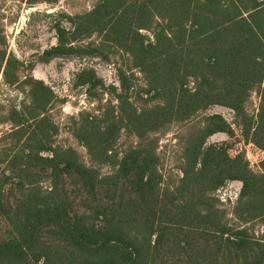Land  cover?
Instances as JSON below:
<instances>
[{
  "label": "trees",
  "instance_id": "16d2710c",
  "mask_svg": "<svg viewBox=\"0 0 264 264\" xmlns=\"http://www.w3.org/2000/svg\"><path fill=\"white\" fill-rule=\"evenodd\" d=\"M59 15L70 25L55 22L57 42L40 61L120 52L127 64L117 68L119 86L93 67L75 73L94 103L69 125L88 164L57 142L53 112L65 99L33 75V62L0 50L3 83L22 92L0 118L9 126L0 136V264H264V158L254 170L243 151L205 145L235 133L222 114L207 113L183 142L179 181L166 184L157 135L221 105L264 150V0H96ZM123 134L132 142L120 152ZM229 180L242 182L231 217L216 196Z\"/></svg>",
  "mask_w": 264,
  "mask_h": 264
},
{
  "label": "rangeland",
  "instance_id": "374dc122",
  "mask_svg": "<svg viewBox=\"0 0 264 264\" xmlns=\"http://www.w3.org/2000/svg\"><path fill=\"white\" fill-rule=\"evenodd\" d=\"M96 0H58L56 3L40 2L30 6L27 0H0V50L6 49L8 54L13 53L23 61L24 66L30 62L35 64L32 73L35 77L43 79L53 87L59 98L65 99L61 107L53 112L55 119L61 126L57 137L58 144L73 146L81 158L90 164V156L87 148L82 145L69 129L70 117L80 110H92L94 103L86 93V87L76 86L74 76L84 66L95 68L103 77L106 84L119 86L118 66L127 64V57L123 53H115L111 60H105L94 56H67L57 57L50 61H40L39 55L48 47L56 44L55 22L62 19L69 26L67 18L60 17V13L74 15L92 8ZM96 39V37H92ZM87 41V40H86ZM26 71V70H25ZM138 84L143 83L141 74ZM22 92L18 89L5 86L3 75L0 72V118L7 98H21ZM108 97V95L106 96ZM260 94L254 91L248 102V111L256 117L260 104ZM207 113H220L235 128L234 135L226 132H217L206 139L205 145H223L229 149L232 155L243 151L246 158L252 164L254 170L259 169V164L264 158V152L251 141L245 140L240 128L235 124L236 115L230 108L221 105H213L206 112L199 113L194 119L185 124H174L164 133L157 134L160 138L158 151L161 156L160 168L164 175V182L174 184L182 175L183 156L185 144L190 128L200 124L203 116ZM9 126L0 123V136ZM132 142V138L123 134L116 144V149L122 152ZM102 174L112 172L113 167L109 164L99 166ZM44 182V186H49ZM242 182L229 180L216 191L220 198L221 207L231 211L239 196ZM254 229L259 231L262 227L261 220L254 221ZM5 228V222L0 217V232Z\"/></svg>",
  "mask_w": 264,
  "mask_h": 264
},
{
  "label": "built area",
  "instance_id": "2783aa9c",
  "mask_svg": "<svg viewBox=\"0 0 264 264\" xmlns=\"http://www.w3.org/2000/svg\"><path fill=\"white\" fill-rule=\"evenodd\" d=\"M254 144V143H253ZM263 152H264V150H262ZM250 165H252L251 163H250Z\"/></svg>",
  "mask_w": 264,
  "mask_h": 264
}]
</instances>
